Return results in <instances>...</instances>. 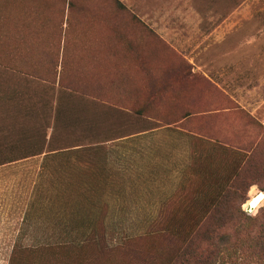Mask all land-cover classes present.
I'll return each mask as SVG.
<instances>
[{
	"label": "rangeland",
	"instance_id": "374dc122",
	"mask_svg": "<svg viewBox=\"0 0 264 264\" xmlns=\"http://www.w3.org/2000/svg\"><path fill=\"white\" fill-rule=\"evenodd\" d=\"M72 146L125 151L147 180L85 188L117 175L103 152L83 153L81 169L0 166V264H141L119 249L11 247L79 244L98 220L115 246L155 219L182 235L207 213L254 215L264 0H0V159Z\"/></svg>",
	"mask_w": 264,
	"mask_h": 264
},
{
	"label": "trees",
	"instance_id": "16d2710c",
	"mask_svg": "<svg viewBox=\"0 0 264 264\" xmlns=\"http://www.w3.org/2000/svg\"><path fill=\"white\" fill-rule=\"evenodd\" d=\"M15 159L4 157L0 159V166ZM105 239L103 223L98 220L79 244L67 242L31 246L22 244L16 238L12 243L11 255L72 248L107 254L119 249L139 258L137 260L141 264H264V203L254 215L240 210V216L236 219L227 216L212 219L208 213L204 214L192 221L191 230L182 235L174 234L166 229L164 223L155 219L145 233L126 237L115 246H109ZM140 241L150 242L151 249L141 250L136 246Z\"/></svg>",
	"mask_w": 264,
	"mask_h": 264
},
{
	"label": "crops",
	"instance_id": "0c3cea01",
	"mask_svg": "<svg viewBox=\"0 0 264 264\" xmlns=\"http://www.w3.org/2000/svg\"><path fill=\"white\" fill-rule=\"evenodd\" d=\"M53 130V129H52ZM126 138V137H125ZM122 140L123 138H114L111 137L107 139L106 141H115V140ZM85 152H94V153H102L107 157L105 164L106 167H109V172H116L117 175H121L122 178L118 177L117 175L111 176L109 178L103 179L101 184L98 185H93V186H85V188L89 189H98V188H103V187H109V188H114L117 187L115 183H113L115 180L119 181H124L125 187H135V186H141V182H144L147 180V177L144 175L145 171L142 167V165H137L135 168L129 167L127 163L130 157L129 154H127L125 151L122 150H111V149H98V148H84L82 146H72V147H58L54 148L51 150H46V151H29L27 153L12 157L16 158L15 160L4 163L1 166H9L13 163H17L19 160H26L28 158L37 156L40 157V164L42 167L49 164V162H52L54 167L59 169L61 165H65V168H70V169H76L79 168L81 169V165L83 164L82 160V154ZM88 155V153H86ZM127 158V159H126ZM131 160V159H130ZM85 163V162H84ZM133 165V164H131ZM11 167V166H10ZM112 167V168H110ZM114 167V168H113ZM3 169V168H2ZM12 171V170H9ZM3 172V171H2ZM140 181L139 184H134L131 182H136ZM102 196L105 197L111 203V200L115 193L113 191H110L108 193H101ZM116 196V195H115ZM106 202V201H105Z\"/></svg>",
	"mask_w": 264,
	"mask_h": 264
},
{
	"label": "water",
	"instance_id": "95a60500",
	"mask_svg": "<svg viewBox=\"0 0 264 264\" xmlns=\"http://www.w3.org/2000/svg\"><path fill=\"white\" fill-rule=\"evenodd\" d=\"M264 198V193L259 192L257 195L253 196L249 201H248V211H251L254 207H256L260 201Z\"/></svg>",
	"mask_w": 264,
	"mask_h": 264
}]
</instances>
